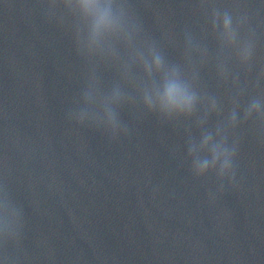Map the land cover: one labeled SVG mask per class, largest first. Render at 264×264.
Masks as SVG:
<instances>
[{
	"label": "water",
	"instance_id": "obj_1",
	"mask_svg": "<svg viewBox=\"0 0 264 264\" xmlns=\"http://www.w3.org/2000/svg\"><path fill=\"white\" fill-rule=\"evenodd\" d=\"M111 5L130 39L77 52V0H0V235L32 264H264V118H245L264 111V0ZM149 46L192 84L194 116L148 108ZM209 134L235 153L223 178L192 169Z\"/></svg>",
	"mask_w": 264,
	"mask_h": 264
},
{
	"label": "clouds",
	"instance_id": "obj_2",
	"mask_svg": "<svg viewBox=\"0 0 264 264\" xmlns=\"http://www.w3.org/2000/svg\"><path fill=\"white\" fill-rule=\"evenodd\" d=\"M77 3L82 16L91 20L87 39L83 44L79 38L72 37L77 52L82 48H86L88 52L94 51L103 44L108 36H118L124 33L130 39V34L127 33L121 16L113 12L111 0H77ZM223 26L225 35L232 38L231 19L228 16H225ZM149 51L151 53L150 60L142 57L145 69L149 75H152L153 72L160 74L161 79L159 82L154 80L151 84L146 85L148 91L145 93V102L148 108L150 110L158 109L165 116H194L198 96L190 81L182 78L178 66H166L163 57L155 47L149 46ZM253 112L259 118H264V111H261L258 101L252 102L245 112V118L251 117ZM85 115H89L88 110L79 116L77 122L85 123ZM92 119H95L94 115ZM235 119V112H233L232 121L234 122ZM103 127L113 135L118 134L121 129V121L110 108H106ZM123 130L127 131V128L124 127ZM224 143L223 140L214 142L210 134L204 136L199 151L210 152V159L194 155L197 153L194 146L189 149V153L194 155L192 169L195 175L205 176L210 170L215 171L217 165H219L217 171L219 178L229 174L232 156L235 153L234 150L225 148Z\"/></svg>",
	"mask_w": 264,
	"mask_h": 264
}]
</instances>
